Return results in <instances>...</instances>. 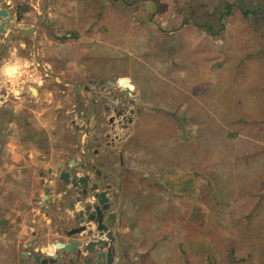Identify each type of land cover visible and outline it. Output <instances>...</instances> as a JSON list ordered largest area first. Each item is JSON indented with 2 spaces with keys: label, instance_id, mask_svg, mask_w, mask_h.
I'll use <instances>...</instances> for the list:
<instances>
[{
  "label": "rangeland",
  "instance_id": "1",
  "mask_svg": "<svg viewBox=\"0 0 264 264\" xmlns=\"http://www.w3.org/2000/svg\"><path fill=\"white\" fill-rule=\"evenodd\" d=\"M17 1L34 7L30 21L12 22L0 48V79L11 81L5 95H37L34 87L50 92L59 111L66 95L80 103L74 85L39 69L32 36L13 29L43 14L36 38L44 69L79 83L82 96L132 100L124 190L141 206L160 200L156 218L142 210L134 226L170 221V264H205L207 255L224 264L230 250L235 264H264V0H45L43 11L40 0ZM225 4L233 7L219 21ZM257 7L255 15L238 11ZM4 65L13 66L5 76ZM187 234L198 242L185 260Z\"/></svg>",
  "mask_w": 264,
  "mask_h": 264
},
{
  "label": "crops",
  "instance_id": "2",
  "mask_svg": "<svg viewBox=\"0 0 264 264\" xmlns=\"http://www.w3.org/2000/svg\"><path fill=\"white\" fill-rule=\"evenodd\" d=\"M14 1L0 0V5ZM7 35L6 31L0 33V48ZM12 67L4 65L1 72L5 76ZM10 82L0 79V264H36L33 255L37 249L53 246L55 241L67 242L62 230L70 225V210L60 202L54 175H44L41 185L36 181L37 171L55 164L63 147L69 145L63 146L56 135L60 117L56 98L50 92L39 95L38 90L37 95H5ZM125 210L121 232L127 251L121 260L114 257V263L170 264V221L163 217L144 224L149 228L134 226L141 205ZM129 213L132 220L127 219ZM148 239L157 245L155 250H148ZM47 256L49 252L41 251L40 257Z\"/></svg>",
  "mask_w": 264,
  "mask_h": 264
},
{
  "label": "flooded vegetation",
  "instance_id": "3",
  "mask_svg": "<svg viewBox=\"0 0 264 264\" xmlns=\"http://www.w3.org/2000/svg\"><path fill=\"white\" fill-rule=\"evenodd\" d=\"M40 3L41 9H45V0H40ZM7 4H14V9L13 11H9L5 8L10 12V22L6 31L11 30L12 22L18 24V22L22 20L24 22L31 20V8L34 7L31 1L21 4L18 1H14L8 2ZM42 18L43 14L41 20ZM34 19L35 23L31 22L25 27L33 26L37 28L38 15L35 16ZM14 28L13 26V29ZM26 36L31 37L30 35ZM8 39L9 41L13 40L12 36H8ZM22 42L25 44L27 42L26 38H23ZM66 96L67 108L64 109L63 112L59 111V136L58 132L56 135L63 146L69 145V147H63L61 158L55 164L50 165L44 170L37 171L38 178L36 185L38 186L43 183L44 175H54L53 181H56L58 184L57 194L60 202L69 210L72 208L77 209L80 206L88 208L92 203L96 205L93 196L95 195L100 199L101 197H98V194L102 192L103 196L106 198L102 204L107 205V212L112 213V225L109 229L113 238V264H116L114 263V257H119L121 260L127 251L126 241L123 239L124 236L121 232V227L127 216L125 209L135 204L130 200L124 190V167L121 149L122 131L131 123L132 116L135 114L134 108L128 107V109H125L126 105H131L132 100L124 99L121 95H90L86 97L92 102L89 103L79 95V102L83 103L88 109L84 113V109H79V107L77 108L76 106L80 104H76L75 102L76 95ZM104 127H107L108 130L104 131ZM81 131H84L83 135L85 137L87 135L89 136L88 141H85L84 145H82L87 151L85 154L78 147V136ZM95 131L101 132L102 136L98 137L95 135ZM75 135L77 136V145L75 144ZM97 139H101L99 140L100 144L97 143ZM70 145L74 147L71 148ZM95 149L96 151L93 153ZM71 161L72 164L70 165ZM58 163H60V167L56 168ZM92 163L97 166H93ZM71 166L77 175L86 177L84 179L87 183L86 190L82 193L80 190L70 188L69 193L64 195V190L69 186L60 183L56 179V176L60 169L68 170ZM92 186L94 189H91ZM129 214L131 218L128 216L127 219L132 220L133 216H131V213ZM75 217L76 214L73 217L68 216L67 218L70 228L82 225Z\"/></svg>",
  "mask_w": 264,
  "mask_h": 264
},
{
  "label": "water",
  "instance_id": "4",
  "mask_svg": "<svg viewBox=\"0 0 264 264\" xmlns=\"http://www.w3.org/2000/svg\"><path fill=\"white\" fill-rule=\"evenodd\" d=\"M44 8L42 9V11ZM16 21V20H15ZM10 22V12L7 9L0 7V33L5 32ZM17 22V21H16ZM41 22V14L38 15L37 28L30 27H15L14 30L20 35L32 36V53L34 61L36 62L39 69L47 76H49L53 83L71 84L76 87L78 94L82 99L92 103L90 99L81 95L80 84L73 80L58 81L54 73L44 69L37 55V31ZM125 78H121L118 82L119 85L126 84ZM109 84H113L109 82ZM128 89H133V85L126 84ZM87 89L86 86L82 87ZM31 93L36 92V89L32 87ZM91 114V113H90ZM84 131H81L78 136V147L87 153L86 149L82 146L81 137ZM96 151L93 150V153ZM90 159V158H89ZM72 161L70 162V165ZM93 166H97L93 164ZM60 167V163L57 164L56 168ZM86 177L77 175L73 170L72 166L70 169H60L56 176V179L63 185H68L64 190V195L69 193L70 188L85 192L86 190ZM91 189H94L92 186ZM47 190V189H46ZM45 196V195H44ZM43 196V197H44ZM96 205H90L88 208L78 207L77 209L72 208L69 212V217H73L76 214L75 219L82 225L74 228H67L62 230L63 235L67 238V242L55 241L53 246H47L41 251L49 252V256L40 257V249H37L33 255V261L36 264H113V238L109 227L112 225V213L107 212V205L102 204L105 201L103 193L100 192L97 198L93 196ZM44 197L43 199H45Z\"/></svg>",
  "mask_w": 264,
  "mask_h": 264
},
{
  "label": "trees",
  "instance_id": "5",
  "mask_svg": "<svg viewBox=\"0 0 264 264\" xmlns=\"http://www.w3.org/2000/svg\"><path fill=\"white\" fill-rule=\"evenodd\" d=\"M232 7H233V5H231V4H225L224 5V9L219 15V21L222 20L225 16H228L230 14V11H231ZM238 11H239V13L242 16H249V15L257 14V12L260 11V9L257 7V8H252V9H238ZM206 27L209 28L208 26H206ZM232 119H233V117H231V120ZM234 119H236V118H234ZM227 134L229 136H234V135H236V131H233V132L228 131ZM222 196H225V195H222ZM154 198H155V196H154ZM154 198H152V200L148 199V201H145V203H144L145 205L141 206L142 210L144 212H147L146 215H148L149 219H150V217H154V219L156 218V216H155L156 213L154 211V208L157 207L159 205V203H160L159 198L158 199L157 198L154 199ZM139 204H140V202H139ZM140 205H142V204H140ZM184 241L186 242V245L184 247L185 250H182V254L185 257V260H188L187 256L189 255L188 254L189 252H187V251H191L192 249H194L196 247L197 242H198V238L195 237V236L188 235L187 238ZM202 249L203 250H199L200 251L199 252L200 255H201L202 252L204 254L207 251L206 247L203 246V242H202ZM233 255H234L233 251L230 250L229 253H227V255H226V259H225V263L224 264H235L236 260L234 259ZM202 261H204L205 264H215L214 258L212 256H208V255L205 256L204 260H202Z\"/></svg>",
  "mask_w": 264,
  "mask_h": 264
},
{
  "label": "bare ground",
  "instance_id": "6",
  "mask_svg": "<svg viewBox=\"0 0 264 264\" xmlns=\"http://www.w3.org/2000/svg\"><path fill=\"white\" fill-rule=\"evenodd\" d=\"M120 86H124V84L123 85H120ZM35 93V92H34ZM42 249H40V251H41Z\"/></svg>",
  "mask_w": 264,
  "mask_h": 264
}]
</instances>
